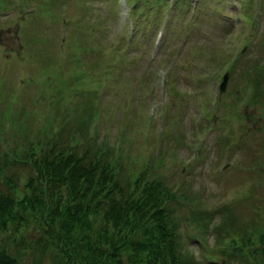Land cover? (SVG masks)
Listing matches in <instances>:
<instances>
[{
	"label": "rangeland",
	"instance_id": "rangeland-1",
	"mask_svg": "<svg viewBox=\"0 0 264 264\" xmlns=\"http://www.w3.org/2000/svg\"><path fill=\"white\" fill-rule=\"evenodd\" d=\"M190 9L189 0H0V189L9 190L1 177L20 193L23 179L36 178L27 160L49 135L86 159L95 143L116 144L125 183L145 163L143 180L178 186L164 202L186 264H204L197 247L228 231H264V0H197L188 20ZM94 210L96 241L111 227ZM2 218L9 252L25 264H61L58 251L26 254L32 244L41 253L31 220ZM235 252L228 263L244 264Z\"/></svg>",
	"mask_w": 264,
	"mask_h": 264
},
{
	"label": "trees",
	"instance_id": "trees-1",
	"mask_svg": "<svg viewBox=\"0 0 264 264\" xmlns=\"http://www.w3.org/2000/svg\"><path fill=\"white\" fill-rule=\"evenodd\" d=\"M242 1L246 6L249 3V0ZM242 15L247 21H254L250 12ZM192 17L189 15L187 19ZM233 59L226 63L227 70ZM87 122L85 117L84 123ZM88 128L85 136L92 134ZM75 132L79 130L76 128ZM50 139L53 141L49 142ZM72 141L76 142V138ZM45 142L37 148L31 147L26 166L30 172L39 174L35 179H23L21 184L25 190L20 193L19 186L9 177H1L9 190L0 189V228H6L2 216H15L24 223L31 220L36 226L35 247L41 253L38 255L32 244L26 248V254L40 257L45 252L58 251L61 264H77V260L80 264H122L120 254L124 252L126 264H186L189 255L182 249L175 228L177 217L171 215L170 204L164 202L173 189L165 187L162 179L144 176L143 180L140 174L146 173L145 163L130 185L122 176L121 163L116 164L121 154L116 144L108 148L103 143H95L92 157L86 159L85 150L77 151L76 144L60 146L58 135H49V144ZM100 192L103 195L99 198ZM14 207L17 209L12 211ZM95 208H101L104 222L111 227L110 232L105 230L107 225L99 228L93 235L96 241L89 236L87 220L89 210L94 212ZM241 231H228L227 237H221L211 248L199 245L202 259L196 260L204 264H230V251L234 250L237 252L232 256L241 258L244 264H264V247L260 251L258 246L249 247L259 241L264 243V231H249L247 235ZM6 236L9 238L8 233H3L2 239ZM8 246L0 239V264H25L17 254L8 251Z\"/></svg>",
	"mask_w": 264,
	"mask_h": 264
},
{
	"label": "water",
	"instance_id": "water-1",
	"mask_svg": "<svg viewBox=\"0 0 264 264\" xmlns=\"http://www.w3.org/2000/svg\"><path fill=\"white\" fill-rule=\"evenodd\" d=\"M225 78H226V71L222 74V78H221V80H220V82L218 84L219 89H221L223 87Z\"/></svg>",
	"mask_w": 264,
	"mask_h": 264
}]
</instances>
